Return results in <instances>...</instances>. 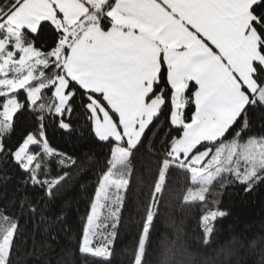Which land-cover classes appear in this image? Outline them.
<instances>
[{"label":"snow or ice","instance_id":"1","mask_svg":"<svg viewBox=\"0 0 264 264\" xmlns=\"http://www.w3.org/2000/svg\"><path fill=\"white\" fill-rule=\"evenodd\" d=\"M116 2L109 0L107 7ZM146 2L120 0L124 11L137 17L144 14ZM16 7L17 0H9L8 4L0 0V21ZM260 8H264V0L252 6L251 11L260 21L253 20L252 24L264 39V15L257 13ZM126 19L131 27L127 33L121 30L122 35L135 37L146 27L138 20ZM117 21L121 22V18ZM101 22L105 32L112 26L107 16ZM26 31L30 39L25 43L40 53L35 58L37 64L22 63L0 73V188L19 177L16 192L23 193L19 197L14 193L0 207V264H18L25 235L23 218L35 221L51 239L67 231L63 206L56 211L52 208L73 172L84 168L97 155L70 154L52 142L50 132L87 138L102 150L103 160L96 162V182L76 237V251L89 264H113L124 213L129 211V192L138 157L145 162L138 182L144 184L146 174L150 184L144 199L135 204L139 221L128 253L130 264H149L163 195L173 170L185 178L181 207L197 209L199 243L203 247L211 246L217 231L215 223L230 215L221 200L228 187H237L246 196L264 189V65L259 61H252L255 71L251 82L238 79V87L226 82L213 91L208 77L189 79L183 94L187 99L179 100L185 106L177 110L175 121L170 87L162 93L167 99L155 114L126 117L127 106L122 105L118 95L110 98L102 88L82 87L76 78L81 71L84 76H94L103 66L90 64L76 69L68 62L67 66L60 64L56 68L59 61L53 52L63 36L62 30L41 21L35 31ZM211 46L219 54V48ZM67 48L65 45V52ZM259 50L264 54V44ZM64 59L69 61L67 55ZM40 68L45 74L53 68L56 71L47 80L22 79L29 71L36 75ZM165 83L161 72L147 100L160 92ZM219 105L226 107L214 114ZM9 207L17 212L8 214ZM176 231L177 240L164 247L161 264H221V254L230 261L238 253L247 255L249 250L258 251L264 264V247L259 246L264 236L259 241L243 235L233 237L229 246L220 248L213 257L180 243L183 228L177 227Z\"/></svg>","mask_w":264,"mask_h":264},{"label":"crops","instance_id":"2","mask_svg":"<svg viewBox=\"0 0 264 264\" xmlns=\"http://www.w3.org/2000/svg\"><path fill=\"white\" fill-rule=\"evenodd\" d=\"M28 1L32 0L20 5ZM255 2L257 0H147L144 14L137 17L125 12L117 0L106 13L112 27L105 32L98 22L90 20L92 23L69 47L66 54L69 61L63 59L62 64L67 66L71 62L76 69L90 64L103 66L94 76H84L81 71L76 78L82 87L102 88L110 98L118 95L122 105L127 106L124 115L129 117L158 111L161 99L146 101V96L163 62L173 90L175 121L177 110L184 107L179 100L189 79L208 77L213 91L226 82L238 87V79L251 82V73L255 71L252 61L264 65L259 36L251 27V7ZM72 5L79 9L73 2ZM81 17H75L73 25ZM118 17L121 18L119 23ZM126 18L138 20L146 27L135 37L122 35L121 30L127 33L131 27ZM59 23L63 25V21ZM212 44L219 48V54L213 51ZM225 107L219 105L214 114Z\"/></svg>","mask_w":264,"mask_h":264},{"label":"trees","instance_id":"3","mask_svg":"<svg viewBox=\"0 0 264 264\" xmlns=\"http://www.w3.org/2000/svg\"><path fill=\"white\" fill-rule=\"evenodd\" d=\"M24 1L25 0H22V2L21 0H17V3L20 5ZM3 2L8 4L9 0H3ZM81 2L88 8L87 13H92L94 15L93 22H98L100 29L104 31L101 18L107 16L106 13L111 8L107 7L109 0L99 10H94L93 7L85 1L81 0ZM258 2L259 0L253 5ZM13 7L15 6L13 5ZM251 13L253 15V20L260 23L258 16L252 11ZM257 13L264 15V8L257 9ZM0 15L3 14L0 13ZM56 17L61 22L63 21L62 14L57 10ZM4 20L5 19L0 21V23ZM91 23L92 21L84 20V17H81L79 21L69 27L67 31H63V36H61L60 43L57 45V48L60 47L61 53L57 59L59 64L56 65V68H59V65L62 64L69 47L81 34L82 30ZM50 24L58 31L61 30L53 23L50 22ZM38 27L39 25L37 28ZM251 27L259 36L260 49V46L264 44V39L261 38V35L253 26L252 22ZM261 27H264V25H261ZM21 33L22 47L31 46V44L25 43L26 40L30 39L27 35L26 28L22 29ZM63 40L68 43L62 45L61 41ZM65 45H68L66 52ZM8 49L12 50L13 46L9 45ZM16 55H19L18 51ZM261 55L264 58V54L261 53ZM56 68L51 69L47 74L42 70V73L36 79L39 80L43 77L47 80L48 77L54 76ZM161 72L164 73L166 83L161 84L160 92H157L156 95L151 98L161 99V105L158 111L167 99L162 93L169 87L171 88L167 79V68L163 62H161L158 77L155 82H159ZM155 82L152 85L151 91L154 90ZM147 97L148 95L146 96V101H150L151 99L147 100ZM171 97L173 108V90L171 91ZM184 99H187V97H184ZM50 136L55 145L60 146L70 154L76 152L83 156L86 152H94L97 155L93 158L95 162L90 161L84 168L73 172L72 178L61 188V195L58 197L56 205L52 208V211H56L57 207L63 206L67 221L64 228L67 231L61 232L55 239H51L44 232L42 227H37L35 221L27 218L22 219L21 222L24 224V229L22 230L25 235L20 244L18 264H89V261L82 258L76 251V237L82 224V218L88 208V200L93 192V185L96 182V162L103 160V156L100 155L102 150L91 145L87 138L77 139L75 136L68 138L62 136L58 131L50 132ZM134 164L137 172L132 178L131 191L129 192V211L124 213V222L120 229L119 239L116 242V256L113 264H130L128 253L133 246L139 221V216L135 211V204L139 199H144V194L147 192L150 184V179L146 174L143 175L144 184H140L137 179V177L143 173L145 167L144 158L138 157ZM89 168H91V170H89ZM18 181L19 177H14L5 188H0V201H3V203H0V207H3V204H6L8 200L13 197L14 193L17 197L23 195V193L16 192V188L19 187ZM184 182L185 178L178 171L173 170L170 174L169 185L163 195V202L160 209L161 214L156 224V232L154 234L155 243L150 252L149 264H161V253L164 247L169 242L177 240V227L183 228V232L179 235L180 243L186 244L190 250L198 251L206 256L213 257L216 256L220 248L229 246L233 237L239 238L243 235L248 239L255 238L259 241V237L264 236V189L246 196L239 188L228 187L223 192L221 200L223 207L229 209L230 215L215 223L217 231L212 239L211 246H201L199 243V233L201 230L197 227V209L195 207L190 209L181 207V198L183 195L182 186ZM82 185L83 187H81ZM65 202L67 203L65 204ZM14 212H17V209L9 207L8 214ZM259 246L264 247V242L260 243ZM218 259L220 262H223V264H262L258 251L254 250H249L247 255L238 253L232 256L230 261L226 260L223 254H221Z\"/></svg>","mask_w":264,"mask_h":264},{"label":"rangeland","instance_id":"4","mask_svg":"<svg viewBox=\"0 0 264 264\" xmlns=\"http://www.w3.org/2000/svg\"><path fill=\"white\" fill-rule=\"evenodd\" d=\"M82 1L90 4L94 10H99L108 0ZM71 2L76 4L79 9L75 5L71 7ZM56 10L64 14L63 25H60V20L56 17ZM87 12L88 8L81 1L76 2L73 0H32L30 3L28 1L23 5H19L15 11L0 23V73L7 72L10 67H16L22 63L37 64L35 58L39 57L40 53L31 46L22 47V29L26 28L28 30L32 29L30 31H35L39 23L46 20L65 32L73 25V21L77 19L75 17L78 15H82L84 20H93L94 15ZM67 43L65 40L61 41L62 45ZM9 45L13 46L12 50L8 49ZM17 51L19 55H16ZM60 53L59 47L53 52V55L58 59ZM42 70L43 68H40L36 75L29 71L22 79H36L42 73Z\"/></svg>","mask_w":264,"mask_h":264},{"label":"clouds","instance_id":"5","mask_svg":"<svg viewBox=\"0 0 264 264\" xmlns=\"http://www.w3.org/2000/svg\"><path fill=\"white\" fill-rule=\"evenodd\" d=\"M221 264H223V262H221Z\"/></svg>","mask_w":264,"mask_h":264}]
</instances>
